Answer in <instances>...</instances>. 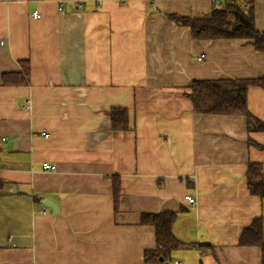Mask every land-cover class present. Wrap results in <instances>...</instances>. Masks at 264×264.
Returning a JSON list of instances; mask_svg holds the SVG:
<instances>
[{"label": "crops", "instance_id": "crops-1", "mask_svg": "<svg viewBox=\"0 0 264 264\" xmlns=\"http://www.w3.org/2000/svg\"><path fill=\"white\" fill-rule=\"evenodd\" d=\"M252 2L264 31V0ZM213 3L0 0V264H165L143 261L154 228L139 217L159 211L178 212L171 260L261 264L260 248L237 239L264 220L245 180L250 162L264 165L247 139L264 146V131L195 113L185 94L192 79L264 77V54L243 39H194L164 15L202 17ZM20 60L29 84L2 85ZM113 107L127 109L128 130L111 129ZM247 108L264 122V88L248 86Z\"/></svg>", "mask_w": 264, "mask_h": 264}, {"label": "trees", "instance_id": "trees-1", "mask_svg": "<svg viewBox=\"0 0 264 264\" xmlns=\"http://www.w3.org/2000/svg\"><path fill=\"white\" fill-rule=\"evenodd\" d=\"M164 15L175 25L187 28L194 39H243L256 51L264 54V31L259 30L255 24L252 0H219L218 3H213L209 14L202 17L192 18L176 13H165ZM19 63L21 65L19 72L2 74V85L25 86L29 84V62L20 60ZM250 85L264 88V77L192 79L189 82L190 90L185 96L190 100L195 113L244 116L249 132L264 131V122L253 116L247 108V88ZM110 126L113 131L129 129L126 108H111ZM247 141L264 149V146L250 139ZM110 178L113 206L116 210L120 197V180L117 175H112ZM245 180L251 195L264 198V172L259 163L250 162L247 165ZM177 213L176 211H159L140 214V223L152 225L154 228L155 246L143 251L145 263L170 261L172 253L183 246L172 232ZM237 244L259 247L260 261L264 264V220L261 216L254 218L242 229Z\"/></svg>", "mask_w": 264, "mask_h": 264}, {"label": "built area", "instance_id": "built-area-1", "mask_svg": "<svg viewBox=\"0 0 264 264\" xmlns=\"http://www.w3.org/2000/svg\"><path fill=\"white\" fill-rule=\"evenodd\" d=\"M219 0H214L215 3H218ZM32 17L39 18L40 14L37 11L32 12ZM42 167L45 170H48L51 168V165L48 164L47 162L42 163ZM262 171L264 172V165L261 166ZM184 199L186 200L187 203L193 204L195 203L194 198L190 196H185ZM165 264H180L177 260H170L166 261Z\"/></svg>", "mask_w": 264, "mask_h": 264}, {"label": "water", "instance_id": "water-1", "mask_svg": "<svg viewBox=\"0 0 264 264\" xmlns=\"http://www.w3.org/2000/svg\"><path fill=\"white\" fill-rule=\"evenodd\" d=\"M42 203H43L44 205H47V206L51 207L54 211L57 210L56 205L53 204L52 202H50V201L47 200V199H43V200H42Z\"/></svg>", "mask_w": 264, "mask_h": 264}]
</instances>
